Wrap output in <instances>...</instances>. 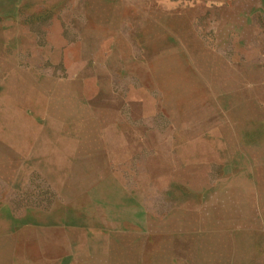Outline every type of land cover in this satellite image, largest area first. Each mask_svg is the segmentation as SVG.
I'll return each instance as SVG.
<instances>
[{
	"label": "rangeland",
	"instance_id": "obj_1",
	"mask_svg": "<svg viewBox=\"0 0 264 264\" xmlns=\"http://www.w3.org/2000/svg\"><path fill=\"white\" fill-rule=\"evenodd\" d=\"M80 2L0 0V264H253L263 3Z\"/></svg>",
	"mask_w": 264,
	"mask_h": 264
},
{
	"label": "crops",
	"instance_id": "obj_2",
	"mask_svg": "<svg viewBox=\"0 0 264 264\" xmlns=\"http://www.w3.org/2000/svg\"><path fill=\"white\" fill-rule=\"evenodd\" d=\"M172 1H174V0H81L80 5H81V7H83V11H84V15L83 16H84V18L90 20L89 13L94 11V10L113 12V11L117 10L118 7L124 6L126 3H129L131 5L130 6L131 9L135 8L138 11L150 10L152 12H155V11H159V10H171ZM259 1L261 3H263V7H262L261 10H262V12L264 14V0H259ZM185 2L186 1H183L184 4H185ZM180 3H182V2H180ZM194 3L195 4H199L200 6H202L204 4V0H194ZM137 179H138V177L135 176V181L131 180L132 185L137 181ZM131 233H132V236H134L135 238H138L139 232H137V227L132 229ZM185 233H186V231H183L182 235L179 234L180 238L184 237V235L186 236ZM166 234L170 235V233H168V232H166ZM125 235H127V234H125ZM167 235H164V237L165 236L168 237ZM183 240H184L183 241L184 245L182 247L184 249L183 252L185 253L186 250L187 251H192V247H189V246L185 245L186 242L188 243V240L186 239V237ZM151 242L153 243V239L151 240ZM163 244H165V241L163 242ZM119 246L121 247V249L119 247V249H117V251H119L121 253H123L124 251L129 252V251L132 250V247H133L131 245V243H129V242L125 241V240L121 241L119 243ZM129 246H130V248L128 249L127 247H129ZM134 248H136V251L138 250L137 247H133V249ZM162 249L164 251H166V248H162ZM195 251H196V249H195ZM199 251H200V253L203 252L202 243L199 244ZM201 256H202V254L200 256H195V258H194L195 260L190 256L189 260L193 259L194 260L193 262H195V264H198L203 259ZM198 259H200V260H198ZM124 260H126V259H124ZM185 260H186V256L184 257V261ZM261 263H264V253L260 254L259 256H255L253 264H261ZM125 264H126V262H125Z\"/></svg>",
	"mask_w": 264,
	"mask_h": 264
},
{
	"label": "bare ground",
	"instance_id": "obj_3",
	"mask_svg": "<svg viewBox=\"0 0 264 264\" xmlns=\"http://www.w3.org/2000/svg\"><path fill=\"white\" fill-rule=\"evenodd\" d=\"M20 262V261H19ZM27 264V263H26ZM40 264V263H39Z\"/></svg>",
	"mask_w": 264,
	"mask_h": 264
}]
</instances>
